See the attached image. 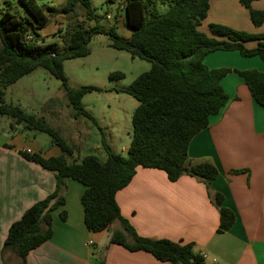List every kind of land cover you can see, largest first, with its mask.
Returning a JSON list of instances; mask_svg holds the SVG:
<instances>
[{
	"label": "trees",
	"instance_id": "obj_1",
	"mask_svg": "<svg viewBox=\"0 0 264 264\" xmlns=\"http://www.w3.org/2000/svg\"><path fill=\"white\" fill-rule=\"evenodd\" d=\"M19 1L31 19H17L8 10L0 16V115L13 119L14 125H22L23 130L47 134L51 146L57 147L60 154L44 158L40 153L19 152L27 161L52 172L55 187L10 225L2 252L11 251L20 258V264H26L28 253L51 238L52 211L65 204L63 191L66 180L71 179L85 187L81 204L89 232L109 230L119 221L122 230L109 231V244L130 252H147L157 261L169 264H205L203 257L193 251V243L138 236L122 218L115 195L130 183L137 167L161 170L170 182L189 176L205 185L208 198L218 211L216 231L222 233L232 226L235 214L223 206L220 193L211 191V183L218 175L216 166L209 162L188 164V146L208 126L209 118L227 104L221 80L228 73H237L254 102L264 108V72L209 69L204 64V58L217 51H238L243 58L258 57L264 63V33L252 34L216 23L208 25L209 34L200 31L198 27L207 17L210 0H124L126 21L131 29L128 39L118 36L113 27L106 30L96 24L85 28L75 21L68 25L66 40L59 47L34 39L36 30L46 26L47 17L34 0ZM254 1L258 0H238L248 10L252 24L259 27L264 23V11L254 10L251 7ZM157 2L167 5L165 12L157 10ZM78 5L84 9L86 19L94 18L90 0H66L63 12H74ZM100 33L110 37L112 48L150 63V69L124 90L137 102L126 155L115 153L102 139L104 162L93 155L84 156L79 162L70 161L74 151L57 130L20 107L4 103V91L34 69L43 68L60 80L74 117L84 116L96 124L81 106V100L98 89L70 88L63 62L86 57L92 36ZM248 42H255L256 46L248 48ZM122 76L110 74L111 78ZM231 172L240 174L244 170ZM65 217L61 212L60 218Z\"/></svg>",
	"mask_w": 264,
	"mask_h": 264
},
{
	"label": "crops",
	"instance_id": "obj_2",
	"mask_svg": "<svg viewBox=\"0 0 264 264\" xmlns=\"http://www.w3.org/2000/svg\"><path fill=\"white\" fill-rule=\"evenodd\" d=\"M251 7L264 11V0L254 1ZM211 23L252 34L264 33V23L255 27L238 0H210L199 30L209 34ZM255 46V42L246 44L248 48ZM204 64L209 69L264 72L260 58H243L238 51L208 54ZM221 86L228 102L192 138L187 162L216 166L218 175L211 183V191L220 193L223 206L235 214L232 226L222 233L216 231L218 211L205 185L189 176L170 182L161 170L137 167L115 200L122 218L140 237L193 243V251L203 257L205 264H264V108L254 102L237 73H228ZM10 131L0 133V264L21 263L13 252H2L8 229L55 187L52 172L27 161L19 152L30 150L44 158L60 154L55 146L42 152L35 132L23 130L22 125H14ZM74 152L71 161L79 162L83 157L75 158ZM234 170L244 172L233 174ZM84 188L75 180H66L65 204L52 211V236L28 253L26 264H169L147 252H130L109 244V231L122 230L119 221L109 230L89 232L81 204ZM61 212L66 215L64 220Z\"/></svg>",
	"mask_w": 264,
	"mask_h": 264
},
{
	"label": "rangeland",
	"instance_id": "obj_3",
	"mask_svg": "<svg viewBox=\"0 0 264 264\" xmlns=\"http://www.w3.org/2000/svg\"><path fill=\"white\" fill-rule=\"evenodd\" d=\"M34 1L47 17L46 26L36 30V37L32 35L40 44L56 43L62 47L68 25L75 21L85 28L96 24L106 30L113 27L121 38L130 37L131 29L126 21L124 0H90L94 15L91 20L85 18L84 9L80 5L74 12H63L66 0ZM155 7L159 12L167 9V5L159 2ZM6 10L17 19H31L19 0H0V16ZM110 44L108 35L95 34L87 45L89 54L86 57L63 62L64 76L70 88L92 86L98 89L86 94L81 100V106L95 119L96 124L84 116L74 117L60 80L40 67L10 85L4 91V103L18 106L25 113L55 128L75 151V158L76 155H93L104 162L106 154L102 148V139L114 152L126 155L123 150L131 140V119L137 102L124 90L137 76L150 69V63L131 58L127 52L114 49ZM111 73H121L123 76L111 78ZM13 127V119L0 115L1 134L3 131L9 134ZM35 134L42 152H47L51 148L50 137L44 133Z\"/></svg>",
	"mask_w": 264,
	"mask_h": 264
},
{
	"label": "built area",
	"instance_id": "obj_4",
	"mask_svg": "<svg viewBox=\"0 0 264 264\" xmlns=\"http://www.w3.org/2000/svg\"><path fill=\"white\" fill-rule=\"evenodd\" d=\"M25 152H27V153H31V151H30V150H26Z\"/></svg>",
	"mask_w": 264,
	"mask_h": 264
}]
</instances>
